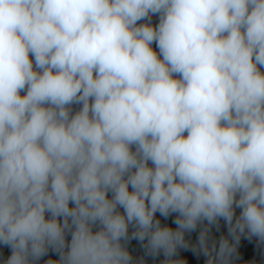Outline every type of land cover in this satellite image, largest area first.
Listing matches in <instances>:
<instances>
[{"label": "clouds", "instance_id": "obj_1", "mask_svg": "<svg viewBox=\"0 0 264 264\" xmlns=\"http://www.w3.org/2000/svg\"><path fill=\"white\" fill-rule=\"evenodd\" d=\"M242 235L264 243V0H0L5 264H145L131 239L235 264Z\"/></svg>", "mask_w": 264, "mask_h": 264}, {"label": "rangeland", "instance_id": "obj_2", "mask_svg": "<svg viewBox=\"0 0 264 264\" xmlns=\"http://www.w3.org/2000/svg\"><path fill=\"white\" fill-rule=\"evenodd\" d=\"M144 22L145 21H139L138 23H144ZM151 22L153 25L158 24V22H159L158 14L155 16L154 19H151ZM152 47L157 52L159 51L158 48H156L155 43H153ZM33 60H34V58H33ZM22 94H24V93H22ZM79 107H80L79 105H73L74 111L77 110ZM239 211H240V209L236 210L237 215L239 214ZM175 215L176 214H172L167 219L160 217V219H161L162 223L168 224V225L172 226L173 228H175L176 226L172 223V221L175 218ZM157 216H159V213H157ZM219 224L227 226L226 222L223 220H220ZM201 227H203V225L198 226L197 229L191 233H186V236H185L186 240L190 241V243L194 245L192 238L193 237L198 238ZM215 229H216V226L215 225L212 226V229H211L212 234L214 233ZM131 231H132V229L130 228V233H131ZM192 234L194 235L193 237H192ZM197 240H196V242H197ZM143 243L144 242H141L137 239H131L127 242V247L129 249L130 253L133 255L134 261H138L140 259H143L145 261V264H162V261L165 259L163 254L161 253L158 256L147 255L146 250L143 247ZM238 249L244 255L247 264H255V263H252L248 259V252H250V253L252 252L251 254H254L256 256L255 258H257V261L264 264V243L260 242L257 237H252L251 239H248L246 237V235H242L240 238V246H238ZM248 249H249V251H248ZM10 254H11V250L9 249V247L0 244V264H5V261L7 260L8 256H10ZM50 258L54 259V260H58L59 256L55 251L50 249L49 252L47 253V255L42 257L37 262V264H45V262ZM184 258H187L188 264H206V257H204L202 254L193 253L190 250L179 249L178 254L176 257H174V259H184Z\"/></svg>", "mask_w": 264, "mask_h": 264}, {"label": "trees", "instance_id": "obj_3", "mask_svg": "<svg viewBox=\"0 0 264 264\" xmlns=\"http://www.w3.org/2000/svg\"><path fill=\"white\" fill-rule=\"evenodd\" d=\"M227 235H228V227L226 225H221V224H219L218 227L216 226V229L212 234L213 238L216 239L217 241L221 236H227ZM235 264H247L244 255L238 250V246H237V259L235 260Z\"/></svg>", "mask_w": 264, "mask_h": 264}, {"label": "crops", "instance_id": "obj_4", "mask_svg": "<svg viewBox=\"0 0 264 264\" xmlns=\"http://www.w3.org/2000/svg\"><path fill=\"white\" fill-rule=\"evenodd\" d=\"M194 235L192 234V237H193ZM193 239V242H194V244H196V240L198 239V238H195V237H193L192 238ZM238 246H240V243H239V245ZM247 246V245H246ZM239 250V249H238ZM248 251H249V249H248ZM252 253V252H251ZM250 252H248V259L252 262V263H255V264H262V263H260V262H258L257 261V258H255L256 256L254 255V254H251ZM247 254V253H246Z\"/></svg>", "mask_w": 264, "mask_h": 264}, {"label": "built area", "instance_id": "obj_5", "mask_svg": "<svg viewBox=\"0 0 264 264\" xmlns=\"http://www.w3.org/2000/svg\"><path fill=\"white\" fill-rule=\"evenodd\" d=\"M155 16H156V15H153V16H152V19H154V18H155Z\"/></svg>", "mask_w": 264, "mask_h": 264}]
</instances>
